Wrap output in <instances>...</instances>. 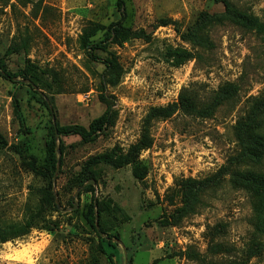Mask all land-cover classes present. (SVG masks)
Returning <instances> with one entry per match:
<instances>
[{"label": "rangeland", "instance_id": "rangeland-1", "mask_svg": "<svg viewBox=\"0 0 264 264\" xmlns=\"http://www.w3.org/2000/svg\"><path fill=\"white\" fill-rule=\"evenodd\" d=\"M228 1L261 26L229 20L216 0H124V26L146 37L89 55L79 37L89 22L120 20L117 0H0V60L18 74L13 81L0 76V134L7 142L0 149V226L22 222L47 191L58 202L29 234L0 243V264H264V203L259 206L241 178L264 176V157L234 159L240 155L236 125L264 96V0ZM203 15L211 20L204 27L210 43L201 47L181 35ZM103 37L99 30L89 39ZM174 51L189 57L177 64ZM112 56L119 78L103 64ZM227 83L236 94L213 115L176 107L153 123V144L138 158L142 179L133 176L132 165L93 163L113 149L125 152L139 138L146 113L177 104L183 88L205 101ZM108 109L116 111L114 124L93 140L58 137L54 183L35 171L44 166L53 123L88 127ZM258 125L253 133L264 138V110ZM82 173L90 174L93 189L85 188L88 181L77 185ZM212 177L217 184L183 215L180 182ZM92 199L118 243L111 259L84 217Z\"/></svg>", "mask_w": 264, "mask_h": 264}, {"label": "trees", "instance_id": "trees-1", "mask_svg": "<svg viewBox=\"0 0 264 264\" xmlns=\"http://www.w3.org/2000/svg\"><path fill=\"white\" fill-rule=\"evenodd\" d=\"M216 1L221 2L224 5L225 14L229 20L241 23L251 28H259L261 26L255 18L246 16L239 12L228 0ZM117 9L121 14L120 20L113 22L108 26L89 22L84 28L83 34L79 37V43L81 48L85 49L89 55L92 54V50L105 49L108 44L121 45L124 40L129 38L146 37V34L143 31H132L124 26V0H117ZM203 16L204 17L200 19L201 22H199L195 27L190 28V30H188L185 34L181 35L184 40H188L201 47L207 46L210 43L204 35V27L211 23V20L207 15ZM167 24V22H163L162 26ZM99 30L104 31L103 39L92 43V41L89 39L90 36ZM172 56L176 57L177 64L183 63L189 57L188 54L182 51H174ZM103 64L105 66V70L110 75L116 74L117 78H119L120 68L115 56L104 60ZM17 75L18 74L8 71L3 65V62L0 60V76L3 79L13 81ZM116 83V78L114 80H110L111 85H115ZM30 86L34 90V87L31 83ZM236 91L237 87L235 85L227 83L220 86L214 95L209 99L202 101L195 92H193L188 87H185L178 95L177 104L152 107L146 113L142 120L139 138L133 144H131L125 152L122 150L113 149L110 152L94 157L92 161L93 163H96V161H102L108 163L116 169L132 165L133 176L137 179H142L143 174L138 169V158L143 150L149 149L153 144L151 127L155 121L168 118L174 112L176 107L186 114L209 117L213 115L214 111L219 105L232 99L236 94ZM34 92L39 94L38 91L34 90ZM263 110L264 96L255 100L248 115L244 118V120L240 121L236 125V136L238 142L240 143V155L234 159L238 161H245L248 157H253L256 160L263 159L264 138L260 135H254L253 133V130L256 127H260L258 125V116ZM14 114L20 126L24 127V118L16 100H14ZM115 117L116 111L108 109L101 116L93 119L89 123L88 127L77 125L58 126L53 123L50 126L48 132L49 136L45 143L44 166L40 168L42 171L39 170L38 167H36L35 171L39 175L47 176L49 179H52L57 166V153L58 151L61 152L62 149V143L59 138L55 137V134H58V137L64 135H77L85 142L91 141L99 132H102L106 128L112 126L114 124ZM6 145V140L0 134V149L6 147ZM219 173L221 174V170ZM90 177L91 176L89 173H82L77 185L82 186L84 182L90 181ZM241 178L243 181L242 186L246 189H251L256 202H258L259 206L262 205V203H264V176H260L258 173H245L241 176ZM213 184H217L214 177L203 180L187 178L180 182V193L183 201V206L180 209L184 212L183 215H186L188 212L192 213L194 211L198 204L199 193ZM91 185L92 184H89L85 188L93 189ZM95 206L96 203L92 199L88 207V211L84 214V217L100 239L103 251L111 259V257L115 255L114 253L115 249H117L118 243L113 235L108 234L104 230L99 217V212L95 214ZM49 207L54 209L57 208L56 201H54L52 193L47 191L40 198L37 207L34 210H29L22 222L0 226V243L15 240L29 234L32 229L37 228L38 225L44 220ZM96 224L98 225V228H96ZM154 263L155 261L151 264Z\"/></svg>", "mask_w": 264, "mask_h": 264}, {"label": "water", "instance_id": "water-1", "mask_svg": "<svg viewBox=\"0 0 264 264\" xmlns=\"http://www.w3.org/2000/svg\"><path fill=\"white\" fill-rule=\"evenodd\" d=\"M55 137L56 138H58V134H55ZM58 168H59V164H57V166H56V170H55V172H54V174H53V177H52V180H53V183H54V181H55V175H56V172H57V170H58ZM88 184H94V181L93 180H90V181H88ZM56 201V204H58V202H57V200H55ZM76 206H74V208H75ZM97 221V220H96ZM96 228H98V225L96 224Z\"/></svg>", "mask_w": 264, "mask_h": 264}]
</instances>
